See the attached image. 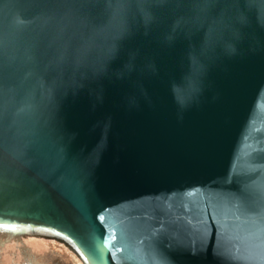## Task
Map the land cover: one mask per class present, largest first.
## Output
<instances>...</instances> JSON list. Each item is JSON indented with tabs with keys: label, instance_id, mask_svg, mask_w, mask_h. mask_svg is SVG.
Instances as JSON below:
<instances>
[{
	"label": "water",
	"instance_id": "obj_1",
	"mask_svg": "<svg viewBox=\"0 0 264 264\" xmlns=\"http://www.w3.org/2000/svg\"><path fill=\"white\" fill-rule=\"evenodd\" d=\"M111 3L0 0V250L264 264V20Z\"/></svg>",
	"mask_w": 264,
	"mask_h": 264
},
{
	"label": "rangeland",
	"instance_id": "obj_2",
	"mask_svg": "<svg viewBox=\"0 0 264 264\" xmlns=\"http://www.w3.org/2000/svg\"><path fill=\"white\" fill-rule=\"evenodd\" d=\"M53 246L48 240L6 243L0 250V264H30L28 261L32 259L33 264H69L66 258L55 252Z\"/></svg>",
	"mask_w": 264,
	"mask_h": 264
},
{
	"label": "snow or ice",
	"instance_id": "obj_3",
	"mask_svg": "<svg viewBox=\"0 0 264 264\" xmlns=\"http://www.w3.org/2000/svg\"><path fill=\"white\" fill-rule=\"evenodd\" d=\"M126 5V0H115V3H111L110 6L113 9V15H121L123 9ZM137 5L146 9L148 15H151V8L148 7L145 3V0H137ZM162 6V5H159ZM248 8L252 11L259 20H264V0H248L247 3ZM108 241L104 240L103 244L107 245ZM80 250L83 252L84 256H86L89 260H93L95 253H89L87 250L83 248L82 245H78Z\"/></svg>",
	"mask_w": 264,
	"mask_h": 264
},
{
	"label": "bare ground",
	"instance_id": "obj_4",
	"mask_svg": "<svg viewBox=\"0 0 264 264\" xmlns=\"http://www.w3.org/2000/svg\"><path fill=\"white\" fill-rule=\"evenodd\" d=\"M30 240H39V241H43L42 239H39V238H37V237H31V238H29ZM26 244V243H25ZM56 244V245H55ZM55 244H53L54 245V247H56V248H59L61 251H62V253L66 250V248L64 247V246H62V245H58L57 243H55ZM38 254V253H37ZM35 255V254H34ZM40 255V254H39ZM67 256V260H68V262H69V264H82L77 258H75L74 257V255L73 254H70V258L68 259V255H66ZM30 264H33V259L32 260H29L28 261Z\"/></svg>",
	"mask_w": 264,
	"mask_h": 264
},
{
	"label": "flooded vegetation",
	"instance_id": "obj_5",
	"mask_svg": "<svg viewBox=\"0 0 264 264\" xmlns=\"http://www.w3.org/2000/svg\"><path fill=\"white\" fill-rule=\"evenodd\" d=\"M53 248H54V250H56V251L58 252L57 254L60 255V254L62 253V251H61L59 248H56V247H54V246H53ZM52 250H53V249H52ZM65 257H66V256H65ZM67 261H68V260H67Z\"/></svg>",
	"mask_w": 264,
	"mask_h": 264
}]
</instances>
